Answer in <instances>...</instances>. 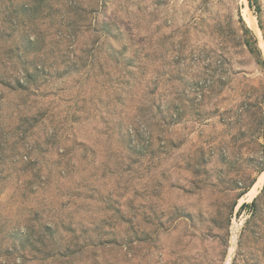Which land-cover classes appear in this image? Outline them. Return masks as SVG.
<instances>
[{"label": "rangeland", "instance_id": "1", "mask_svg": "<svg viewBox=\"0 0 264 264\" xmlns=\"http://www.w3.org/2000/svg\"><path fill=\"white\" fill-rule=\"evenodd\" d=\"M254 2L0 0V264H264Z\"/></svg>", "mask_w": 264, "mask_h": 264}, {"label": "trees", "instance_id": "2", "mask_svg": "<svg viewBox=\"0 0 264 264\" xmlns=\"http://www.w3.org/2000/svg\"><path fill=\"white\" fill-rule=\"evenodd\" d=\"M248 2H249V6L253 10V12L256 15H258V12L260 10L259 4L257 2H254V0H248ZM244 44H245L247 50L251 54L257 55V57H258L257 59L259 60L260 66H261L263 74H264V59L262 56V52L258 46L257 39L255 38L254 34L252 33V31L249 28H245ZM17 84H18V87L20 89H26L27 88L26 85L28 84V82L25 81V83L23 84V83L18 81ZM262 124H263V157H264V97H263V109H262ZM263 160H264V158H263ZM259 170H260V172H262L264 170V166H262ZM254 182H255V180L253 182H251V184L245 186L244 189L238 194V197H241L242 195H244L252 187ZM263 194H264V190H263L262 195ZM258 206L259 205H258V198H257L255 200V204H254V208H253L254 211L259 210ZM250 207L251 206L248 203L244 202L240 208L244 209V208H250ZM253 214H254V212H253ZM40 243L43 245V247H41V248L34 246L31 243L29 246L32 249V251H34L35 253L41 254L43 256L42 259L32 257V256L26 254L25 250H16L15 249V253H17L19 259H21L23 261V263H26L29 261L31 262L34 259L41 261V260H45V258L46 259L52 258V259H56L55 261L60 262V264H68L69 262H72L73 260H75V258H72V255H74L75 252H78V251H74L72 248H70V246H67L66 248H58L55 252L52 250H47V252H45L47 245L43 244L42 242H40ZM91 244L93 245V242L89 243V245H91ZM100 244L102 245L103 243H100ZM10 254H12V253L9 252V255ZM93 256L95 257L96 255L93 254ZM65 258H67V259L71 258V259L66 260ZM76 259H78V258H76ZM93 263L96 264V260H94Z\"/></svg>", "mask_w": 264, "mask_h": 264}, {"label": "bare ground", "instance_id": "3", "mask_svg": "<svg viewBox=\"0 0 264 264\" xmlns=\"http://www.w3.org/2000/svg\"><path fill=\"white\" fill-rule=\"evenodd\" d=\"M246 21H247V23L250 25V26H252L256 31L258 30V25H257V22H256V18H255V16H254V14L252 13V11H251V9L250 8H248V16L246 17ZM257 187H253L251 190H249V195L250 196H253L254 195V193L257 191V189H256Z\"/></svg>", "mask_w": 264, "mask_h": 264}, {"label": "water", "instance_id": "4", "mask_svg": "<svg viewBox=\"0 0 264 264\" xmlns=\"http://www.w3.org/2000/svg\"><path fill=\"white\" fill-rule=\"evenodd\" d=\"M248 7L250 8V6H249V2H248ZM251 9V8H250ZM252 10V9H251ZM253 12V11H252ZM254 13V12H253ZM254 15H255V13H254ZM256 16V15H255ZM252 31H253V29L252 28H250ZM263 172H264V170L262 171V174H263ZM258 181H259V178L254 182V184L252 185V187L251 188H253L254 187V185L256 184V183H258ZM251 188L249 189V190H251ZM249 190L245 193V194H247L248 192H249Z\"/></svg>", "mask_w": 264, "mask_h": 264}]
</instances>
